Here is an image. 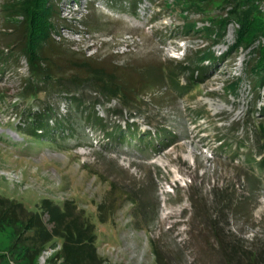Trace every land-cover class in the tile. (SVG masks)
<instances>
[{
	"label": "rangeland",
	"instance_id": "obj_1",
	"mask_svg": "<svg viewBox=\"0 0 264 264\" xmlns=\"http://www.w3.org/2000/svg\"><path fill=\"white\" fill-rule=\"evenodd\" d=\"M5 1L0 0V52L17 46L22 20H8ZM257 1L264 22V0ZM179 5L58 0L53 37L62 48L47 46L43 56L56 81L76 89L75 95L49 86L47 93L26 99V57L19 51L0 57V196L31 212H41L44 199L61 207L76 204L96 225L104 264H228L226 243L243 240L246 250L264 245V87L251 72L259 43L236 48V23L223 38L209 40L201 32L212 28V20L215 33L222 29L227 17L219 2L203 12ZM202 52L212 58L200 66ZM88 58L107 72L127 66L117 74L139 93L149 82L134 111L121 114L118 99L65 80L83 77L79 66ZM73 96L91 101L80 108ZM31 105L36 111L55 109L39 139L25 135L37 126L26 125L24 110ZM95 112L102 118H93ZM129 124L138 127L132 144L109 140ZM146 132L154 142L148 147L136 140ZM166 186L173 195L164 192ZM101 204L109 208L106 223H100ZM14 241L11 227L0 230V264L28 262L9 250ZM59 248H48L34 264H49Z\"/></svg>",
	"mask_w": 264,
	"mask_h": 264
},
{
	"label": "trees",
	"instance_id": "obj_2",
	"mask_svg": "<svg viewBox=\"0 0 264 264\" xmlns=\"http://www.w3.org/2000/svg\"><path fill=\"white\" fill-rule=\"evenodd\" d=\"M175 1L188 12H192L196 8L198 12H203L208 9L211 2H219V9L224 11L227 17L222 19L223 22H220L222 29L215 33L213 31L215 24L212 20V28L206 27L201 32L205 33L209 40L210 38L211 40L223 38L228 26L236 23L238 25L236 48L243 46L252 48L258 42V47L253 49V53H256L258 58L251 72L256 85L264 87V22L260 17L261 10L259 9L257 0ZM57 5L58 0H17V2H14V0H6L2 5L3 12L7 15L8 20L18 16L22 18L19 21V39L16 43L17 46L7 47V49L0 52V57L10 56V51H19L21 55L26 57L30 70V82L28 85L31 90L30 94L25 96L26 99H33L39 93H47L49 86L52 88L61 86L62 88H58V92L60 93L67 92L70 94L74 93V95L77 93L76 89L70 90L69 88H63L65 82L60 83L56 81V76L54 71H52L53 68L50 65L49 59L43 56L47 46L51 47V49L52 46L53 49L54 47L62 48L61 42L55 40L53 37V32H57L54 22V18L57 15ZM204 5L206 7L203 10ZM196 27L194 25L192 29L199 32L200 30H196ZM58 36L60 37L61 35L58 34ZM213 36L214 38H212ZM20 46V49L16 48ZM202 53V59L199 61L200 66L204 60L212 58V53ZM228 54V52L225 53V55ZM93 60L92 58H88L86 61L80 63L79 67L84 71L83 77L73 74L69 79L65 80L69 84H75L78 87L89 85L102 98L110 100L118 99L122 106L120 109L121 114L125 111H134L141 97V93L145 94L147 92L149 82L147 85L141 86L143 90L141 93L135 90L136 88H131L133 90L130 91L131 89L129 87L131 85L125 81L123 76L121 77L117 74L119 71L121 74L122 72L125 74L127 66H124V68L116 66L112 71L107 72L105 68ZM201 75L203 74L201 73ZM140 81L143 82L142 79ZM68 87L71 86L68 85ZM84 101L89 102L91 100ZM84 101L73 96L72 103L81 108ZM93 101L95 102L96 100ZM53 112H55V109L52 106L43 107L40 111L33 110V105L30 108H25L24 114L28 118V121H26L28 128L32 124L37 125L34 127L33 134L26 133L25 135H30L33 139H39L41 136H38V132L49 125L50 118H53ZM130 117L134 118L135 116L131 114ZM93 118L102 117L95 112ZM146 133L136 139L144 147L154 144L150 140L152 138L150 137L149 139L150 135L148 136V134L150 132ZM136 135H138V127L135 128L133 124H129L127 130L117 128L108 137L109 140L118 137L119 141L132 144V139ZM46 142L50 141L46 140L43 143ZM98 209L100 211V223H106L110 216L109 208L106 207V204H101ZM44 216H48V223L45 222ZM49 224L52 226L50 227ZM10 227L13 229L15 241L9 250L21 254L28 261L26 264H34L35 260L44 251L48 248H57L58 246L60 248L53 252V255L49 259V264L105 263V260L97 251L96 242L98 235L95 223L74 203L68 202L61 207L50 199H44L41 204V212H31L23 203L0 196V230L4 231ZM225 247L228 264H264V245L260 246L257 250H246L243 240L234 239L230 244L226 243Z\"/></svg>",
	"mask_w": 264,
	"mask_h": 264
},
{
	"label": "built area",
	"instance_id": "obj_3",
	"mask_svg": "<svg viewBox=\"0 0 264 264\" xmlns=\"http://www.w3.org/2000/svg\"><path fill=\"white\" fill-rule=\"evenodd\" d=\"M116 249H117V248H115V249H114V248H111V249H109V250H110L111 252H116ZM117 252L119 253V250H117ZM118 253H116V254H118Z\"/></svg>",
	"mask_w": 264,
	"mask_h": 264
}]
</instances>
